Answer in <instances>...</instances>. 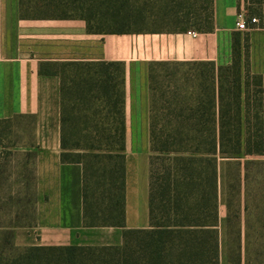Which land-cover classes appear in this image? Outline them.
Here are the masks:
<instances>
[{
  "label": "trees",
  "instance_id": "16d2710c",
  "mask_svg": "<svg viewBox=\"0 0 264 264\" xmlns=\"http://www.w3.org/2000/svg\"><path fill=\"white\" fill-rule=\"evenodd\" d=\"M212 5L213 0H20V12L23 18L83 19L92 33L127 34L157 23L174 24L173 31L207 30ZM261 7L264 0H247L243 10L251 18ZM248 50L246 44L244 59L236 35L228 66L175 64L173 116L150 129L151 230L125 229L121 246L19 247L11 227L0 226V264H218L216 233L209 230L218 223V161L264 156L263 77L252 74ZM41 72L61 78V158L83 165L84 225L125 228L123 65L67 62ZM245 166L264 173V162ZM239 251L237 222L230 217V264H240Z\"/></svg>",
  "mask_w": 264,
  "mask_h": 264
},
{
  "label": "crops",
  "instance_id": "0c3cea01",
  "mask_svg": "<svg viewBox=\"0 0 264 264\" xmlns=\"http://www.w3.org/2000/svg\"><path fill=\"white\" fill-rule=\"evenodd\" d=\"M240 5L213 0L207 30L98 34L83 19L23 18L20 0H0V226L11 227L17 246H121L125 229L153 228L150 129L173 116L175 64L228 66L237 35L243 58L247 44L251 72L264 84V28L238 30ZM67 62L123 65L125 228L84 225L83 165L61 158V78L41 72ZM248 161L264 156L218 161V223L209 228L218 264H230V217L237 222L240 264H264V185L255 183Z\"/></svg>",
  "mask_w": 264,
  "mask_h": 264
},
{
  "label": "rangeland",
  "instance_id": "374dc122",
  "mask_svg": "<svg viewBox=\"0 0 264 264\" xmlns=\"http://www.w3.org/2000/svg\"><path fill=\"white\" fill-rule=\"evenodd\" d=\"M246 1L247 0H240V2L242 3V6H243L242 13L245 15L246 20H248L249 19V16H251V15L247 11L243 10L246 7ZM261 8H263L262 11H261V13L260 14L258 13V14L253 15V17H258L260 19L263 18V16H264V7H261ZM149 28H151V29L171 30L173 28H176V26L174 24H171V23H157V24H153V25L149 26ZM260 28H264V25L261 24L260 25ZM182 82L184 84V80H182ZM182 91L184 93H186V92L189 91L187 85H183ZM256 172H257V168L254 169L253 179L255 180L256 183H260L261 185H264V175H263L264 173H262V175L259 174V176H258L256 174Z\"/></svg>",
  "mask_w": 264,
  "mask_h": 264
},
{
  "label": "built area",
  "instance_id": "2783aa9c",
  "mask_svg": "<svg viewBox=\"0 0 264 264\" xmlns=\"http://www.w3.org/2000/svg\"><path fill=\"white\" fill-rule=\"evenodd\" d=\"M261 24L264 25V16L262 19L258 17H251L249 20H246L245 15L241 13L237 22V28L240 31L248 32L255 27H260Z\"/></svg>",
  "mask_w": 264,
  "mask_h": 264
}]
</instances>
